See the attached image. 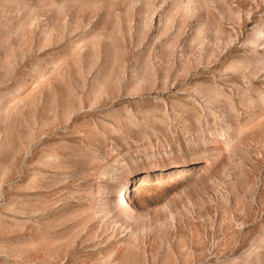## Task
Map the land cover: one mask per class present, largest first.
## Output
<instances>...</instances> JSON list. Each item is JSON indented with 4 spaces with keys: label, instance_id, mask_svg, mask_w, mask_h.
<instances>
[{
    "label": "rangeland",
    "instance_id": "obj_1",
    "mask_svg": "<svg viewBox=\"0 0 264 264\" xmlns=\"http://www.w3.org/2000/svg\"><path fill=\"white\" fill-rule=\"evenodd\" d=\"M174 1L0 0V264H264V0Z\"/></svg>",
    "mask_w": 264,
    "mask_h": 264
},
{
    "label": "bare ground",
    "instance_id": "obj_2",
    "mask_svg": "<svg viewBox=\"0 0 264 264\" xmlns=\"http://www.w3.org/2000/svg\"><path fill=\"white\" fill-rule=\"evenodd\" d=\"M184 0H175L172 4H171V6L172 7H174V8H177L178 6H181V3L183 2ZM186 1V0H185ZM208 1V0H207ZM185 4V3H184ZM190 4V3H189ZM193 4V3H192ZM209 4V3H208ZM55 5H57V4H55ZM54 5V6H55ZM58 5H60V2H59V4ZM183 5V4H182ZM186 5V4H185ZM184 5V6H185ZM191 5V4H190ZM199 5H200V7H206L207 6V3H206V0H199ZM54 6H52V7H54ZM187 6V5H186ZM56 7V6H55ZM187 8V7H186ZM201 8V9H202ZM53 9V8H52ZM189 9H190V7L188 8V10H187V12H189ZM110 10V9H109ZM191 12V11H190ZM189 12V13H190ZM59 16V15H58ZM57 16V17H58ZM58 19H60V18H58ZM260 37V36H259ZM260 41L258 42L257 40V44L256 43H254V45L256 44V45H261V46H264V34L260 37ZM260 46V47H261ZM254 56H256V57H254ZM253 57L255 58L254 59V62H255V64H259V63H261V65H263L262 67L264 68V53L263 54H260L259 53V55H254ZM77 58V57H76ZM75 60H77V59H75ZM75 60H74V62H75ZM79 60V59H78ZM77 60V61H78ZM253 62V61H252ZM76 63V62H75ZM77 65V64H76ZM260 65V64H259ZM261 67V66H260ZM259 67V68H260ZM254 68V67H253ZM256 68V67H255ZM106 81V80H105ZM98 85V84H97ZM99 85H100V83H99ZM101 85H102V82H101ZM100 87V86H99ZM108 88V87H107ZM101 91V90H100ZM264 95V94H263ZM264 101V100H263ZM73 111V110H72ZM228 129V128H227ZM227 131V130H226ZM225 133V132H224ZM222 135V134H221ZM228 135V134H227ZM229 136V135H228ZM221 137V136H220ZM199 138V137H198ZM200 139H202V138H199L198 140H199V142H203V140H201L200 141ZM222 139V138H221ZM220 140V139H219ZM229 142V137L227 138H224L223 140H222V143L225 145V144H227ZM221 143V142H220ZM229 144V143H228ZM1 145V144H0ZM122 195V194H121ZM120 200V199H119ZM120 206V205H119ZM106 236V235H105ZM109 237V236H108ZM110 237H111V235H110ZM108 238V241H114V237L112 238ZM113 239V240H112ZM105 243V242H104ZM126 257H127V255H126Z\"/></svg>",
    "mask_w": 264,
    "mask_h": 264
}]
</instances>
